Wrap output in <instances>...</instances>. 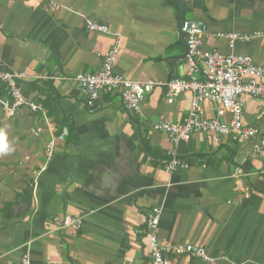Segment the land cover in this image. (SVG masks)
I'll return each instance as SVG.
<instances>
[{"label": "crops", "instance_id": "crops-1", "mask_svg": "<svg viewBox=\"0 0 264 264\" xmlns=\"http://www.w3.org/2000/svg\"><path fill=\"white\" fill-rule=\"evenodd\" d=\"M200 1L186 18L207 23L204 46L228 53L217 32H258L234 52L264 65V0ZM177 14L175 0H0V67L27 75L22 90L45 114L23 108L11 115L0 106V137L11 149L0 152V264H22L25 253L30 264H150L143 227L155 205L162 207L160 241L203 246L216 258L172 256L167 264H264V156L252 159L249 142L215 145L207 134L175 146L154 130L161 116L182 121L193 95L165 99L168 81L189 78L186 61L167 59L185 53ZM86 20L120 33L117 74L160 83L138 113L118 94L86 107L71 78L95 72L114 43L86 30ZM242 101L244 123L264 129V102ZM202 107L215 117L210 103ZM51 138L56 149L46 162ZM171 150L182 163L173 172L162 165ZM54 216L83 224L51 231Z\"/></svg>", "mask_w": 264, "mask_h": 264}, {"label": "built area", "instance_id": "built-area-1", "mask_svg": "<svg viewBox=\"0 0 264 264\" xmlns=\"http://www.w3.org/2000/svg\"><path fill=\"white\" fill-rule=\"evenodd\" d=\"M51 7L62 8L57 3H52ZM85 28L89 32H99L114 37L112 47L104 54L101 65L95 72L79 73L71 78L79 87L86 107L91 111L96 108L103 95L118 94L129 113H138L145 95L160 83L153 80L131 81L117 74L114 66L120 52V33L93 20H86ZM181 31L188 50L185 61L189 67V78L176 77L168 81L165 99L168 103H173L181 93L191 92L193 95L189 111L180 122L161 116L154 125V130L167 135L175 146L182 141H187L192 135L207 134L215 145H219L224 139L233 142H249L252 159L264 156V129L258 124L244 123L242 101V96L248 95L264 102V65L256 64L250 56L234 52L238 42H249L260 33L217 32L216 36L224 39L230 49L228 53H222L204 46V38L208 34L205 21L185 18ZM197 72L202 74V80L195 77L194 74ZM26 78L27 75L24 72L0 67V106L11 115L23 108L31 113L43 112L40 104L28 99L24 94L22 82ZM204 102L212 105L215 117L204 116L202 107ZM262 115H264L263 112ZM226 116H229L228 121H224ZM43 117L45 118L44 112ZM41 131L42 129L38 127L32 128L36 136ZM67 134L64 130L59 138L62 139ZM55 149L56 139L51 138L44 149L46 162L52 159ZM162 165L167 171L173 172L181 167L182 163L175 151L171 150L168 157L162 160ZM45 168L44 165L43 170ZM262 174L264 175V170ZM161 213V206L151 207L146 214L143 227L151 252L150 264H167L169 257L183 255L207 263L216 261V258L211 256L203 246L160 241L156 231ZM82 224L81 217L54 216L51 231L61 232L67 228L77 231ZM28 245L29 243L25 246ZM22 264H30L28 253L23 255Z\"/></svg>", "mask_w": 264, "mask_h": 264}, {"label": "water", "instance_id": "water-1", "mask_svg": "<svg viewBox=\"0 0 264 264\" xmlns=\"http://www.w3.org/2000/svg\"><path fill=\"white\" fill-rule=\"evenodd\" d=\"M175 1L177 4V7H178V14H177L178 30H179L181 38H182L181 41L185 47V53L182 55H176V56L168 57L167 59H168V61H170L171 59H182L183 61H185L186 54L188 53V50H187L186 42L184 41V35L181 31L182 22L186 18V13L193 10L194 4H199V3H201V1L200 0H175ZM237 1L241 2L242 0H237Z\"/></svg>", "mask_w": 264, "mask_h": 264}, {"label": "clouds", "instance_id": "clouds-1", "mask_svg": "<svg viewBox=\"0 0 264 264\" xmlns=\"http://www.w3.org/2000/svg\"><path fill=\"white\" fill-rule=\"evenodd\" d=\"M3 141V137H0V152H8L11 149L9 148V146L5 143L2 142Z\"/></svg>", "mask_w": 264, "mask_h": 264}, {"label": "rangeland", "instance_id": "rangeland-1", "mask_svg": "<svg viewBox=\"0 0 264 264\" xmlns=\"http://www.w3.org/2000/svg\"><path fill=\"white\" fill-rule=\"evenodd\" d=\"M188 17H190V14L188 15Z\"/></svg>", "mask_w": 264, "mask_h": 264}]
</instances>
